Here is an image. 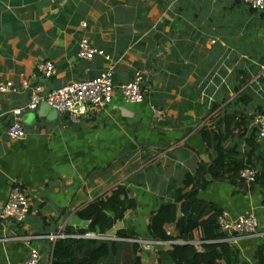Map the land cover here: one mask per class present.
I'll use <instances>...</instances> for the list:
<instances>
[{
	"label": "crops",
	"instance_id": "1",
	"mask_svg": "<svg viewBox=\"0 0 264 264\" xmlns=\"http://www.w3.org/2000/svg\"><path fill=\"white\" fill-rule=\"evenodd\" d=\"M83 38L106 55L80 58ZM45 60L55 66L51 77L38 67ZM111 68L116 84L142 70L145 100L129 103L116 93L105 109L77 121L45 102L27 106L23 79L48 92ZM0 80L16 87L0 92V264H24L32 246L39 264H52L54 243L43 236L83 237L65 228H88L78 210L117 183L137 207L106 237H93L109 242L97 263L176 264L158 257L174 241L153 243L148 225L154 210L176 198L185 174L211 163L219 140L226 164L264 174V138L253 119L264 111V11L242 0H0ZM18 108L26 136L11 138ZM205 178L200 198L231 217L254 213L264 229V185L248 186L231 171L223 180ZM14 186L30 201L23 221L2 216ZM165 227L178 234L174 224ZM125 231L131 235L121 237ZM230 243L241 263L254 264L264 236Z\"/></svg>",
	"mask_w": 264,
	"mask_h": 264
},
{
	"label": "trees",
	"instance_id": "2",
	"mask_svg": "<svg viewBox=\"0 0 264 264\" xmlns=\"http://www.w3.org/2000/svg\"><path fill=\"white\" fill-rule=\"evenodd\" d=\"M232 124V121L228 120L227 126L231 131ZM204 129L206 134H209L208 125H205ZM216 148L212 162L201 163L193 174L186 173L183 186L177 189L176 198L162 203L153 211L148 225L151 238L174 241L170 249L158 252L160 260L167 254L176 264H248L241 263L237 249L230 242L223 240L226 233L220 229L218 223L222 208L214 202L200 198L199 192L209 182L205 178L206 175H210L212 179L223 180L226 171H231L233 179L242 180L241 170L254 167L234 160L226 164V153L220 140ZM256 183L264 185V174L259 175L258 171L255 182L250 186ZM187 187H190L189 190H186ZM136 207L137 199L133 192L122 183L114 184L78 210V216L89 221L88 228L75 230L67 226L65 231L68 234H104L117 220ZM166 224H174L178 234H170ZM119 235L128 237L131 234L125 231ZM176 239H182L183 242H175ZM108 244L109 242L104 243L100 239L84 236L59 238L54 243L52 264H98L97 254L106 253ZM92 249H96V253ZM254 264H264V244L257 248Z\"/></svg>",
	"mask_w": 264,
	"mask_h": 264
},
{
	"label": "built area",
	"instance_id": "3",
	"mask_svg": "<svg viewBox=\"0 0 264 264\" xmlns=\"http://www.w3.org/2000/svg\"><path fill=\"white\" fill-rule=\"evenodd\" d=\"M254 10L264 11V0H242ZM83 26L85 21H81ZM96 54L106 55L103 49L93 46L87 38L80 42L78 56L82 59H92ZM108 57V55H107ZM44 75L51 77L55 73V66L52 61L45 60L38 64ZM113 69H108L99 77L84 80H72L65 84L52 88L48 92H43V87L38 83H31L27 79L22 80V85L30 89L28 108L31 110L46 102L58 112H66L72 121L79 120L80 117L89 113L102 111L110 104L116 93H120L126 102L138 103L146 98L145 89L142 87L144 74L142 70H136L133 78L119 84L113 81ZM16 90L14 83L10 80H0V92H10ZM156 112V108H154ZM14 121L8 126V135L11 138H24L25 128L22 124L21 109L14 111ZM257 125L259 136L264 138V111L257 113L253 117ZM257 170L246 167L241 170L242 180L250 186L255 182ZM30 208V201L26 193L19 187L14 186L9 193L8 202L4 205L2 216H9L18 221H23L27 217ZM220 229L226 233L223 240L228 242L236 241L240 238L264 236V229L260 228V221L254 213H246L237 217H231L229 212L224 210L218 217ZM84 237H106L104 234L87 232ZM40 237V236H38ZM42 237V236H41ZM46 237L55 243L57 239L66 237L64 232H51ZM157 243L159 241H152ZM152 242H147L151 243ZM40 251L32 246L24 264H39Z\"/></svg>",
	"mask_w": 264,
	"mask_h": 264
},
{
	"label": "water",
	"instance_id": "4",
	"mask_svg": "<svg viewBox=\"0 0 264 264\" xmlns=\"http://www.w3.org/2000/svg\"><path fill=\"white\" fill-rule=\"evenodd\" d=\"M45 104H47L46 102H45ZM54 109V108H53ZM57 111V110H56Z\"/></svg>",
	"mask_w": 264,
	"mask_h": 264
}]
</instances>
